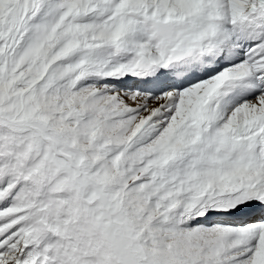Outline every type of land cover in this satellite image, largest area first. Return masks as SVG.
<instances>
[{
    "label": "snow or ice",
    "instance_id": "1",
    "mask_svg": "<svg viewBox=\"0 0 264 264\" xmlns=\"http://www.w3.org/2000/svg\"><path fill=\"white\" fill-rule=\"evenodd\" d=\"M0 264H264V0H0Z\"/></svg>",
    "mask_w": 264,
    "mask_h": 264
}]
</instances>
